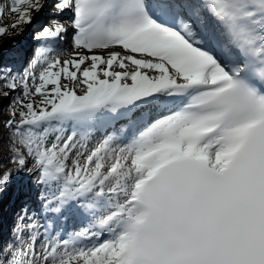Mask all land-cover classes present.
I'll return each instance as SVG.
<instances>
[{"label":"snow or ice","instance_id":"snow-or-ice-1","mask_svg":"<svg viewBox=\"0 0 264 264\" xmlns=\"http://www.w3.org/2000/svg\"><path fill=\"white\" fill-rule=\"evenodd\" d=\"M47 7L12 0L0 36L23 34ZM53 10L73 14V58L50 56L69 32L52 19L34 35L45 43L32 70L0 75L24 90L0 126V168L15 165L0 172V197L14 173L40 189V211L21 210L0 264H264V0ZM68 221L82 226L63 232Z\"/></svg>","mask_w":264,"mask_h":264},{"label":"rangeland","instance_id":"rangeland-1","mask_svg":"<svg viewBox=\"0 0 264 264\" xmlns=\"http://www.w3.org/2000/svg\"><path fill=\"white\" fill-rule=\"evenodd\" d=\"M50 1V3H53L50 8H47L45 9L46 11H49L51 13H54V4L57 2V0H48ZM12 0H0V6H3L4 8V15L2 18H0V26H9L11 25L12 23H14V20H15V17L14 15L9 11V7H10V4H11ZM42 14V13H40ZM39 14V15H40ZM38 15V16H39ZM9 18H12V20H10ZM38 19V18H37ZM31 25H28V26H25L26 30L25 34H20V35H17V30H14V29H10V31L12 32V35L11 36H8V35H4V36H0V62L2 59H12V57H10V55L12 54V52H15L19 49V43L24 39V38H27L29 37L30 40L33 41V37H32V34L33 33H36L41 27L43 26H47L46 24L43 25V26H34L32 29H29ZM49 27V26H48ZM65 40L66 41H70V37L69 36H66L65 37ZM59 42H62V40H59ZM35 43V42H34ZM44 41H39L37 44H34L33 47L31 48V54L30 56L28 57V60L24 63V65L18 69V70H14V72H11L10 71V75L11 76H17V77H22L25 75V73L29 70H32L30 68V64H31V61H33L35 59V56H36V52H34V48L37 47V46H43L44 45ZM70 44H68L69 46ZM53 51L52 53H50V56L55 58V57H59L62 61V59L64 57H66V52H67V49L65 48H62L61 46L60 47H57L55 44H53ZM14 58H17V56H15ZM34 71L36 72V74L38 75L39 74V71H40V68L37 67L36 69H34ZM63 82V81H62ZM29 83L31 84V80H29ZM2 91L3 89L0 88V126H2L3 124V121L6 120V119H9L8 116H6L5 112H6V108H7V105L10 101L12 100H15L17 99V97L23 99V87L22 86H18V88L15 90V91H10V95L5 98L3 95H2ZM77 94H80V91L78 90L77 91ZM82 94V93H81ZM9 98V99H8ZM37 99H39V97H37ZM25 103H27V100L24 101ZM16 104V103H15ZM16 106L20 107L19 105L16 104ZM103 137L100 136V137H93L90 144H89V147L92 148L95 146V143L97 140H101ZM33 166V162L30 160L29 161V164H28V167L31 168ZM21 175H26L25 173H22ZM36 173H33V176L35 177ZM28 187V185H27ZM29 188V187H28ZM3 203H2V200L0 201V208H3ZM20 210V208L17 210L16 213H18ZM25 240V239H24ZM26 241V240H25ZM6 243L3 241L1 244H0V247H3ZM13 244V246L15 247L16 246V243L13 242L11 243ZM36 249L37 251H40V243L37 242L36 244Z\"/></svg>","mask_w":264,"mask_h":264},{"label":"bare ground","instance_id":"bare-ground-1","mask_svg":"<svg viewBox=\"0 0 264 264\" xmlns=\"http://www.w3.org/2000/svg\"><path fill=\"white\" fill-rule=\"evenodd\" d=\"M50 1H48V4H49ZM53 3H50L49 4V7L47 8H50V6L52 5ZM46 8V9H47ZM42 14H40L38 16V19H36V21L34 22L33 25L30 26L29 29H32L34 26H43V25H47L49 27H52L53 25L51 24V21L52 19H60L62 22H66L65 26L68 28L69 32H68V35L72 37L71 41L69 42L70 43V47H65L68 51L66 52L67 56L64 57L62 59L65 60V59H71L73 58V55H74V52L77 51L74 49L73 47V37L75 35V29L72 27V19H73V14H59V15H56L55 13H51L49 11H46V10H43L41 12ZM65 16V17H63ZM10 20H12V18H9ZM27 30V29H26ZM28 31V30H27ZM26 32H24L25 34ZM67 35V36H68ZM34 45V43L30 40L29 37L27 38H24L20 43H19V50H21V53H23V57H24V63L28 60L27 58L30 56L31 54V48L32 46ZM67 45V44H65ZM101 50H94V52H97V53H100ZM85 54H88L87 51L85 50ZM139 58V57H138ZM81 94V92H80ZM99 136H102V134H97V137ZM100 140H97L95 145L99 142ZM40 190L36 187H33L31 183H29V193L28 195L33 199V202L36 204V205H40L39 202H38V199H37V194ZM22 205V199H17V201L15 202V206L13 208V210H18L19 207ZM9 211L6 212V215H8ZM77 222H73V221H68L66 223H62L61 225H59V227H61L62 230H64L65 232H71L73 230H79L80 227H77ZM76 228V229H75Z\"/></svg>","mask_w":264,"mask_h":264},{"label":"trees","instance_id":"trees-1","mask_svg":"<svg viewBox=\"0 0 264 264\" xmlns=\"http://www.w3.org/2000/svg\"><path fill=\"white\" fill-rule=\"evenodd\" d=\"M13 67H14V61L9 60V59H2L1 62H0V75H3V70H4L5 68L10 69L11 72H14ZM3 84H4L3 79H0V88H2L3 91H11V90H9V89H7V88H3ZM3 91H2V92H3ZM14 107L18 108V106H16V104H15V100H12V101H10V102L8 103L7 108H6V112H5L6 116H8L9 118H11V117L9 116V113L12 111V109H13ZM17 119H18V116H17ZM4 131H5V135H6L8 130L5 129ZM4 155H5V157H7V155H8L7 152H5ZM9 168H15V165L9 163V162L7 161V159H5V160H4V168H0V172L5 171V170H7V169H9ZM13 177H17V175L14 173V174H13ZM7 192H8V191H7ZM5 193H6V192H5ZM5 193H4V194H5ZM4 194H3V195H4ZM3 195H2V196H3ZM0 199H1V197H0Z\"/></svg>","mask_w":264,"mask_h":264},{"label":"water","instance_id":"water-1","mask_svg":"<svg viewBox=\"0 0 264 264\" xmlns=\"http://www.w3.org/2000/svg\"><path fill=\"white\" fill-rule=\"evenodd\" d=\"M9 99V98H8Z\"/></svg>","mask_w":264,"mask_h":264}]
</instances>
